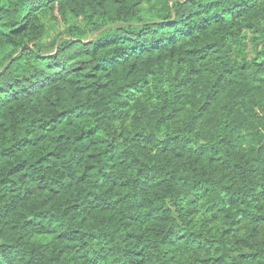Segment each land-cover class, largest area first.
<instances>
[{
	"label": "trees",
	"instance_id": "obj_1",
	"mask_svg": "<svg viewBox=\"0 0 264 264\" xmlns=\"http://www.w3.org/2000/svg\"><path fill=\"white\" fill-rule=\"evenodd\" d=\"M0 264H264V0H0Z\"/></svg>",
	"mask_w": 264,
	"mask_h": 264
},
{
	"label": "rangeland",
	"instance_id": "obj_2",
	"mask_svg": "<svg viewBox=\"0 0 264 264\" xmlns=\"http://www.w3.org/2000/svg\"><path fill=\"white\" fill-rule=\"evenodd\" d=\"M152 7H149V6H143L144 8H157L158 5L156 4H152L151 5ZM76 25H80L78 23H75ZM46 28H47V32L46 34L44 35V38H43V44H45L46 48L43 49V54L44 55H48L51 50H49V46L52 44V43H55V47L57 45V41H55V39L58 37L59 34H61L62 32H65V28L63 27V25H57L55 23H53L52 21H49V23H46Z\"/></svg>",
	"mask_w": 264,
	"mask_h": 264
}]
</instances>
